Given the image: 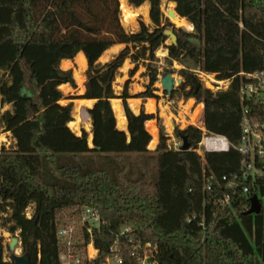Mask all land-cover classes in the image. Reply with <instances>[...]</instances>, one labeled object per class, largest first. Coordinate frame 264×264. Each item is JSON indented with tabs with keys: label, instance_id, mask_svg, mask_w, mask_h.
<instances>
[{
	"label": "trees",
	"instance_id": "1",
	"mask_svg": "<svg viewBox=\"0 0 264 264\" xmlns=\"http://www.w3.org/2000/svg\"><path fill=\"white\" fill-rule=\"evenodd\" d=\"M129 2L140 7L146 0ZM149 2L153 25L141 20L137 30L127 31L120 0H0V137L11 131L16 139L11 146L0 139V209L11 207L9 230H20L31 264H61L57 228L63 212L73 214L84 203L106 220L95 233L101 257L115 232L132 224L137 236L158 243L161 264H264V155L254 157L261 173L246 180L263 200L260 212H247L240 191L233 193L231 205L218 207L213 192L203 187L204 172L213 175L218 191L224 174L241 171L246 156L235 145L242 141L245 110L264 135V96L242 98L241 93L242 85L257 81L250 73L264 71V0H172L193 30L170 21L162 0ZM171 33L175 39L167 43ZM117 42L126 45L110 60L99 61ZM161 46L171 63L191 59L218 79H230L227 88L213 90L183 66L180 84L163 89L171 97L203 102L198 121L204 113L206 129L225 135L228 150H206L202 156L197 148L204 131L194 124L175 126L189 148H168L162 126L158 143L157 133L152 139L148 130L155 121L146 126L154 115L144 106L136 113L128 104L130 79L120 94L115 91L119 68L130 57L135 62L130 75L141 61L149 75L135 96L159 97L156 52ZM80 50L88 62L85 91L71 97L96 99L88 108L93 146L85 129L77 134L69 125L73 102L60 101L61 83L77 86L73 69L62 68L61 60ZM114 97L123 100L127 130L117 126ZM0 264L14 263L0 250Z\"/></svg>",
	"mask_w": 264,
	"mask_h": 264
},
{
	"label": "built area",
	"instance_id": "2",
	"mask_svg": "<svg viewBox=\"0 0 264 264\" xmlns=\"http://www.w3.org/2000/svg\"><path fill=\"white\" fill-rule=\"evenodd\" d=\"M249 76L256 78L257 81L242 85V98L261 96L264 92V71H256L250 73ZM247 112L245 110L242 141L235 146L246 157L249 156L250 159L244 158L240 172L232 175L224 174L222 180L218 182L222 186L218 191H214L213 175H207L204 172V190L213 192V200L221 208L231 205L233 193L237 191H240L245 197L243 207L248 209L251 206L250 198L254 192L246 180L250 176L254 178L257 174L255 170H258V168L254 164V157L256 153L264 155V144L262 142L264 135L257 130H253L255 126L252 124ZM203 128L204 133L199 145L204 146V152L206 150H228L230 148L231 142L225 135L212 133L206 127ZM223 140L227 141L226 145L222 144ZM179 144L181 145L176 146L174 149L180 148L183 143ZM201 154L204 156V153ZM257 194L259 195V193ZM259 197L261 198L260 195ZM28 208L26 214L31 217L33 213ZM105 223L106 220L100 211L90 203L82 204L74 216L60 223L57 228V238L61 264H161L158 258V243L137 236L134 233L132 224H126L115 232L116 239L114 243L110 246L107 254L101 257L100 248L95 244V233L100 231ZM201 224L205 227V220L201 221ZM87 237H89L88 240Z\"/></svg>",
	"mask_w": 264,
	"mask_h": 264
},
{
	"label": "rangeland",
	"instance_id": "3",
	"mask_svg": "<svg viewBox=\"0 0 264 264\" xmlns=\"http://www.w3.org/2000/svg\"><path fill=\"white\" fill-rule=\"evenodd\" d=\"M171 1L172 0H162V9H163L165 15L168 16L170 21H172L176 26H182L187 30H193V24L189 20H188L187 24L180 25L172 19V17L169 15V11L172 7L175 8V6L172 5ZM129 4H130V2H129ZM130 6H132V4H130ZM132 7H134V6H132ZM119 15L121 18V22L127 31H134V30L138 29L140 27V21L141 20H144L146 23L153 25L151 18L147 19L143 13H139V15L137 14L135 20L131 21V23L124 21L123 16H122V10H121V2H120ZM166 42L167 43L171 42L170 37L167 39ZM156 53L158 56V59L156 60V65H158L160 73L158 75L159 78L156 81L155 85L159 87L158 93H160L159 98L161 100H162V95L164 94L163 89L165 88V82L163 81V79H165L167 77L168 73H171V75L173 76V80L175 81V85H179L180 82L182 81L183 77L178 73V69L183 67V66H187V67H190L191 69L195 70L196 73H198V75L200 76L203 84L207 87H210L213 90L227 88L230 84V79H228V80L218 79L216 76V73H211V72L205 71L202 67V64H200V63L197 64L191 59H185L183 61L184 63H180L177 60H174L173 63H171L169 61V59L167 58L168 50L165 48V46H161L157 50ZM128 67L129 66H127V64H126V67L123 68L122 73L118 74L116 77L114 86L119 92H121L123 89V85L125 82L124 77H126L129 74ZM148 82H149L148 71H147V68L144 65L143 61H141L139 64V68H138L137 72L135 73V75L132 78V82L129 83V87H130V89H134L135 91L138 92L142 89H145ZM80 89H81V86L77 83V87H75L74 91L77 92V90H80ZM74 95L78 96L80 94L75 93ZM166 96H170V95L166 94ZM261 96H264V92L261 94ZM159 98H157V99H159ZM175 98H178V97L175 96ZM2 110H4V108H2ZM201 110H202V104L197 105L193 115H190L188 117L189 122H187L186 117L184 115L182 116L181 119L175 118V121H173L174 123L173 124L170 123L171 129L167 128V126L163 123L161 117L158 116V118H157L158 119V127H159L158 143L160 140V127L161 126L164 127V129H165V131L169 137L168 141H167L168 142V148H175L176 146L179 147V145H181L179 143H183V140L181 138H179L178 136H176V134H175V126L176 125H179L180 127H181V125H183L182 127H186L189 124H194V125H197L198 127H201L204 130V128H203L205 126L204 122L202 120L198 121V116H199ZM163 115L166 116V113L163 112ZM77 118H80V116H78ZM253 130H256V129H253ZM4 137H5V134L1 135L0 139L2 140V139H4ZM8 138H9V140L12 141L13 135L12 134L9 135ZM12 143H13V141L11 142L10 146L14 145V143L13 144ZM158 143H157V145H158ZM157 145H156V147H157ZM156 147L151 149V150L154 151L156 149ZM198 151H199V153H204V146L202 144L199 145ZM148 154H150V153H148ZM150 162H151V164L154 162L153 158H150ZM255 173H261V170L260 169L255 170ZM33 209H34V204L31 203L28 210L31 213H33ZM11 211H12V209L10 206H6L5 209H0V250H1V254H2V257L4 260L12 261L13 263H15L17 256H26V254L24 253L23 248H22V241H21L20 232H19L20 230L19 229H17L16 231H10L9 230V226L13 223V221L8 219L11 215ZM73 214L75 215L76 212H74ZM73 214L68 213V211H64L63 212V219L66 220L67 218L74 216ZM14 238H17V240H14Z\"/></svg>",
	"mask_w": 264,
	"mask_h": 264
},
{
	"label": "crops",
	"instance_id": "4",
	"mask_svg": "<svg viewBox=\"0 0 264 264\" xmlns=\"http://www.w3.org/2000/svg\"><path fill=\"white\" fill-rule=\"evenodd\" d=\"M146 4H147V6L149 8V11H150V2H149V0H146V2L143 5H146ZM133 8L134 9H138L139 7H133ZM149 18H150V15H149ZM125 45H126V43H124V42L114 43L113 45H111L109 48H107L102 53V55L99 57V61L104 63V62L110 60ZM126 64H127V66H129L128 70H130V68L134 67L135 62H133L130 57L126 58V60L124 61L123 65L119 68L118 74L122 73L123 68L126 67ZM61 67L64 68V69L72 68L75 80L81 86V89L77 90V92H75L74 91L75 87L70 82H64V83L60 84V88L62 89L63 94H64L63 98L60 101L62 103H68L70 101L73 102V112H72L73 113V119L71 121H69V125L77 134H82L83 130L85 129L87 131V133H88V142H89V144L91 146H93V130H92L93 124H92L91 116H90V114L88 112V108L92 107L94 105L96 99L95 98H88V97H71L75 93L82 94L85 91V82H86V79H87L86 70H87V67H88V62H87V57H86L84 51L80 50L73 58H63L61 60ZM135 73L133 75H130V73H129L126 77H124L125 81L127 79H130V83H131L132 82V78L135 75ZM78 75H80V77L82 78L81 81H79L80 79H79ZM114 84H115V81H114ZM142 90H144V89H142ZM142 90H140V91H142ZM158 90L159 89L156 90L157 93H158ZM115 91L118 94H120L122 92V91L119 92L116 88H115ZM129 91H130V93L133 96H130L128 98V104L130 105V107L136 113L140 112L141 108L144 106V109H145V111L148 114L154 115V117L149 118L146 121V126H147V122H149V121H155V123H156L155 128L152 129V130H150L148 128V126H147L148 130L150 131V133L152 135V139H153V134H156V133H157V135L159 134L158 119H157L158 116L161 117L163 123L167 126V128L171 129L170 123L173 124L174 123L173 121H175V118L176 119L177 118L181 119L182 116L184 115L186 117L187 122H189V120H188L189 118L188 117L190 115H193L197 105H201L202 104L203 108H205L204 107V103L203 102H196V99L194 97H189L187 99L186 98H175V97H171V96H166V94L164 93L162 95V100H161L159 97H154V96H148V97L135 96V94H137L140 91L137 92L134 89H130V87H129ZM158 94L160 96V93H158ZM157 98H159V99H157ZM113 101H117L120 104L121 111L124 112L122 114L125 115V120H126L125 127L120 126L119 122H118L117 112L114 109L115 115H116V118H117V126L119 128H121V129H126L127 130L128 129V119H127V116H126L123 100L120 97H114V98H112V105H113ZM148 104H152L153 105V109L150 110V111L148 110ZM78 106L80 107V110L78 111V114H79L80 118H76V115H75L76 108ZM113 108H114V106H113ZM163 112L166 113V116L163 115ZM200 120H202L204 122V113H203V117ZM73 121H76L75 125H71L70 124V122H73ZM78 121H79V123H78ZM182 126L183 125H181V127ZM3 134H5L4 139L1 140L3 143H5L7 146H10L11 142L13 141V143L15 144L16 139L14 137H13L12 141L9 140V138H8V136L12 134L11 131L2 132L1 135H3ZM149 148L153 149L151 147H149Z\"/></svg>",
	"mask_w": 264,
	"mask_h": 264
},
{
	"label": "bare ground",
	"instance_id": "5",
	"mask_svg": "<svg viewBox=\"0 0 264 264\" xmlns=\"http://www.w3.org/2000/svg\"><path fill=\"white\" fill-rule=\"evenodd\" d=\"M121 2V10H122V16H123V19L124 21L126 22H130L135 20L137 14L139 15V13H143L145 15V17L147 19H150L149 18V8L146 5H142L141 7H139L138 9H134L132 6H130L128 0H120ZM172 5L175 6L174 3H172ZM169 9V8H168ZM173 11H175V14L174 15H170L172 17V19L177 22L178 24L180 25H185L188 23V20L187 19H183L181 18V16L178 15V13L176 12L175 8L172 7L171 8ZM170 9V10H171ZM79 77V81L82 80V78L80 77V75H78ZM80 105V104H79ZM113 106H114V109L115 111L117 112V117H118V122H119V125L122 126V127H125L126 125V120H125V115L122 114L124 112L121 111V106L120 104L117 102V101H113ZM80 110V107L78 106L76 108V113L75 115L78 117L79 114H78V111ZM83 113V112H82ZM87 115V114H86ZM76 117V118H77ZM85 118V117H84ZM83 118V119H84ZM79 123V121H78ZM71 125H75L76 124V121H73V122H70ZM91 135V134H90ZM92 136V135H91ZM91 141V140H90ZM222 144L223 145H226L227 144V141L226 140H223L222 141Z\"/></svg>",
	"mask_w": 264,
	"mask_h": 264
},
{
	"label": "water",
	"instance_id": "6",
	"mask_svg": "<svg viewBox=\"0 0 264 264\" xmlns=\"http://www.w3.org/2000/svg\"><path fill=\"white\" fill-rule=\"evenodd\" d=\"M174 14H175V11H173L171 9L169 11V15H174ZM170 39H171V42H172V40L175 39L174 33H171ZM163 81L165 82V87H167L168 89H171L173 87V85L175 84V81L173 80V76L171 75V73H168L167 77L165 79H163ZM262 142L264 144V139L262 140ZM189 146H190V144L187 140V137H184L182 148L187 149V148H189ZM250 199H251V206L248 208L247 212L248 213L260 212L262 207H263V201L261 200L259 195L257 193H254ZM14 240H17V238H14ZM14 264H31V262L28 259L27 255L26 256H17Z\"/></svg>",
	"mask_w": 264,
	"mask_h": 264
}]
</instances>
